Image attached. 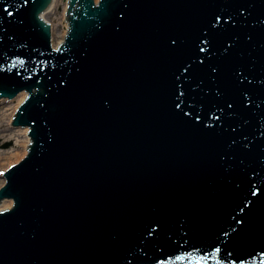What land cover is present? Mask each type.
Instances as JSON below:
<instances>
[{
  "label": "water",
  "instance_id": "obj_1",
  "mask_svg": "<svg viewBox=\"0 0 264 264\" xmlns=\"http://www.w3.org/2000/svg\"><path fill=\"white\" fill-rule=\"evenodd\" d=\"M51 2L0 0V264H261L264 0Z\"/></svg>",
  "mask_w": 264,
  "mask_h": 264
},
{
  "label": "bare ground",
  "instance_id": "obj_2",
  "mask_svg": "<svg viewBox=\"0 0 264 264\" xmlns=\"http://www.w3.org/2000/svg\"><path fill=\"white\" fill-rule=\"evenodd\" d=\"M53 1L54 0H52V2ZM65 2H64V8L63 9H64V12H67L68 11V7H66V6H67L68 3H65ZM94 3H97V2L94 0ZM52 4L53 3H51L49 9L52 7ZM74 4L78 6L77 2L74 3ZM73 9H74V6L72 5L70 10L68 11V16L71 13H73ZM46 11H48V10H46ZM46 11H44V13L41 15V18L46 23H48L46 21V19L44 18V14L46 13ZM50 28H51V26H50ZM62 28L64 30L68 29V22L67 21H66V24H65V21H64V24H63ZM64 32H63V34H64ZM25 97H26V93L22 92V93H20L17 96V100H19L21 102L23 99H25ZM1 103L2 102H0V104ZM18 104H17V106H18ZM17 106L14 105L12 107V106L8 105L7 108H5L4 111L0 114V139H2V140H11V141H13V145H17L21 149V150H14L13 149V150H9V151H0V176L2 174H4L7 171L6 168L12 164L11 158L14 157V159L17 160V159L21 158L22 156L26 155L27 151H28V147L30 145L29 129L27 127L15 128L12 125L13 122L10 121L11 118L14 116L15 111L17 110L16 109ZM4 160H7L8 162H6V164L1 163ZM3 182L4 181H2V180L0 181V186L3 184ZM0 188H2V186ZM12 202H13L12 200L0 201V212L1 211H5L9 207H11L13 205Z\"/></svg>",
  "mask_w": 264,
  "mask_h": 264
},
{
  "label": "rangeland",
  "instance_id": "obj_3",
  "mask_svg": "<svg viewBox=\"0 0 264 264\" xmlns=\"http://www.w3.org/2000/svg\"><path fill=\"white\" fill-rule=\"evenodd\" d=\"M65 1L66 0H54L52 2L53 3L52 7L50 9L48 8V11H46V13L44 14V18L46 19L48 24L51 26V28H50L51 44H52V48H54V49H56V47L63 41V39H64L63 37L66 35L65 32H67V30H64L62 28L64 21L66 24V15H65V12L63 9ZM95 1L98 3L100 0H95ZM65 3H67V1ZM67 6H68V4H67ZM63 32H64V34H63ZM17 96H15L13 99H10V100H8L7 98L0 99V102H2L0 104V114L4 111L5 108H7L8 105L13 107L14 105L17 106V104L19 103L17 108H16V109H18V107L23 103L24 99L20 102L19 100H17ZM15 128H18V127H15ZM8 143H10V145L7 148H4V145H6ZM13 149L14 150H21L17 145H13V141L0 139V151H9V150H13ZM25 156L26 155L22 156L21 158H19L17 160H15L14 157H12L11 158L12 164L10 166H8L6 168V170L9 167L13 166L18 160L23 159ZM6 162H8V161L4 160L1 163L6 164ZM1 180L4 181L3 174L0 176V181ZM3 201H8V200H3Z\"/></svg>",
  "mask_w": 264,
  "mask_h": 264
},
{
  "label": "snow or ice",
  "instance_id": "obj_4",
  "mask_svg": "<svg viewBox=\"0 0 264 264\" xmlns=\"http://www.w3.org/2000/svg\"><path fill=\"white\" fill-rule=\"evenodd\" d=\"M217 252L219 251V249L216 250ZM261 264H264V261L261 262Z\"/></svg>",
  "mask_w": 264,
  "mask_h": 264
}]
</instances>
